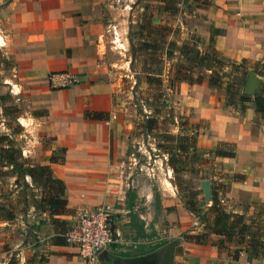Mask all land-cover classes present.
Listing matches in <instances>:
<instances>
[{
	"label": "crops",
	"instance_id": "1",
	"mask_svg": "<svg viewBox=\"0 0 264 264\" xmlns=\"http://www.w3.org/2000/svg\"><path fill=\"white\" fill-rule=\"evenodd\" d=\"M209 1L208 4L196 2L201 5L197 9H201L203 16L195 19L191 31L198 36L201 48L206 47L213 36V45L223 57L233 63L244 61L246 72L240 94L227 103L207 83L182 81L176 95L180 104L192 110L197 147L205 150L219 145L213 151L216 159L224 165V172L236 176L227 183L226 199L248 197L257 204H264V113L256 110L257 93L243 92L249 70H253L261 82L260 91L264 88L261 81L264 70L260 72L264 67V0ZM95 3L96 0H10L2 8L5 27L10 24L16 27L24 35L22 44L30 47L28 55L34 64L30 68L26 66L23 75L29 78L31 68L40 70V89L32 87V94L40 104V116L36 118L42 143L40 163L50 165L53 177L63 180L67 207L74 212L81 207L113 204L117 200L121 191L117 174L128 157L130 141L131 123L125 113L126 103L121 101L116 105L112 97L123 90L115 80L117 71L106 65L112 56L105 45V30H109L110 24L105 26L102 20H93L99 14ZM152 13L153 23L165 22L164 9H155ZM65 69L77 73L79 82L53 87L48 74ZM22 84V81L16 84L18 91L26 87ZM4 87L9 89L8 83H4ZM0 94H8V91H0ZM242 94L248 99L241 101ZM3 106L0 102V117ZM86 111L91 117L84 115ZM94 112L102 113V117L93 118ZM5 131L4 123L0 122V135ZM224 143L232 145L230 153L224 150ZM40 213V220L48 224V212ZM23 214L16 212L12 220L0 217V264L6 263L1 260L8 255L1 251L2 244L10 238L6 226L13 228L18 219L23 223ZM73 216L72 213L57 218L70 226ZM183 228L185 226L174 225L169 229V236L179 238L172 255L173 264H258L259 259L246 251L233 258L228 250L234 248L231 242L225 243L228 247L224 250H218L212 244L186 241L179 236ZM55 235L54 232L47 235L51 242L49 249L40 245V254L47 258L40 264H84L73 245L54 244ZM111 247L107 251L115 257Z\"/></svg>",
	"mask_w": 264,
	"mask_h": 264
},
{
	"label": "rangeland",
	"instance_id": "2",
	"mask_svg": "<svg viewBox=\"0 0 264 264\" xmlns=\"http://www.w3.org/2000/svg\"><path fill=\"white\" fill-rule=\"evenodd\" d=\"M9 1L0 0V91H8V94H0L4 97L0 102L4 104L3 107L16 106L18 117H4L2 114L0 122L6 128L2 134L12 135L22 156L35 165L40 163L42 143L40 124L36 120L40 116V104L32 94V87L40 89V70L31 68L30 77L24 76V69L34 63H31L28 55L30 47L22 44L24 35L11 24L5 27L2 8ZM95 4L99 14L93 20H102L105 26L110 24L109 30H105V45L112 56L111 62L106 65L117 71L115 80L123 90L119 95H112L114 104L121 101L126 103L125 113L131 123L128 157L117 174L121 191L113 203L111 227L115 241L111 253L115 257L149 253L176 244L178 236H169V229L174 225L185 226L179 235L183 238L188 231H203L216 215L210 209L214 207V197L226 211L242 213L245 221L254 215H264L263 204H257L248 197L226 199L227 183L236 176L224 172V165L216 159L213 151L219 145L205 150L197 147L192 110L180 104L176 95L178 86L170 81L174 66L178 63L190 69L189 74L194 78L201 73L191 60L194 55L191 49L201 48L191 42V37H198L191 30L195 19L203 16L201 9H197L201 5L194 0H96ZM160 8L164 9L163 24L169 26L170 30L167 35L159 37L160 45L154 48L143 38L146 30L141 29L140 24L148 15L151 19L152 11ZM6 38L10 40L7 43ZM147 38L155 42L156 37L151 35ZM168 46L173 49V55L169 58L164 54ZM226 63L223 72L232 71V75L216 76L214 80L219 82L211 88L230 103L240 94L242 86H238L240 82L236 80H243L245 72H242V68L234 72V67ZM19 81L23 82L22 87L26 86L22 91L17 90ZM261 81L263 84L264 77ZM4 83H8L9 89L6 90ZM203 83L208 85L207 81ZM228 84L231 89L226 88ZM12 89L17 94H12ZM147 117L156 119L154 127H145ZM222 145L228 153L233 148L228 143ZM6 169L1 170L0 198L6 202L9 200L16 212H24V221H14L13 228L6 226L10 238L2 244L1 251L8 255L3 256L1 262L7 263L12 258L15 264H40L47 259L40 254V245L44 244L49 249L51 242L47 235L53 232L63 233L61 236L64 238L68 222L57 218L59 221L52 223L49 218V223L37 230L35 226L40 221L42 211L39 206H44L40 203L42 187L34 184L28 176L6 175L3 172ZM204 180L209 186V199H206L201 186ZM132 215H136L143 226L140 234L131 225ZM9 228L13 232H9ZM210 237L214 241L219 240L213 234ZM221 246L228 247L225 243ZM255 258L259 259L258 264H264V255ZM99 262L102 263L101 259ZM171 263L173 259L167 261V264Z\"/></svg>",
	"mask_w": 264,
	"mask_h": 264
},
{
	"label": "trees",
	"instance_id": "3",
	"mask_svg": "<svg viewBox=\"0 0 264 264\" xmlns=\"http://www.w3.org/2000/svg\"><path fill=\"white\" fill-rule=\"evenodd\" d=\"M194 1L202 4H208L210 2L209 0ZM150 17L151 16L149 15L146 16L145 20L140 24V28L146 30L145 35H143L145 41L149 42V44H152L151 47L155 48L160 45L159 37L167 35L170 27L164 24H155L152 22V18L150 19ZM151 35L156 37L155 42H152L151 39L147 38ZM191 40L192 43L199 45V40H197L196 37H191ZM169 46L164 51L165 56L168 58L173 55V49ZM190 49L191 48H188V50ZM192 50V54L194 55L191 60L199 67L201 73L198 77L196 76L194 78L191 76V74H189L190 69H187L182 64L178 63L174 66L175 70L172 72L170 77V81L173 82L176 87L182 81L188 82L189 84H199L203 81H207L210 87H215L219 82L218 80H214L216 76L221 74L226 76L232 75V71L229 73L223 72L226 61L227 63H230H228L229 66L234 67V72L239 68L243 69V73L246 72L244 61L241 63L230 62L216 50L213 45V36L210 37L209 44L206 47L198 49L193 48L191 51ZM186 59L189 60L187 57ZM205 72L210 74L205 75ZM237 81L240 82L238 86H242V80L237 78L236 82ZM226 88L231 89L229 84L226 86ZM3 98V96H0V101L3 100ZM247 99L248 97L245 94H242L240 97L241 101ZM254 102L256 104V110L260 113H264V88L259 93L255 94ZM2 111L4 117H18V108L16 106H5L3 107ZM84 115L86 117H91V113L87 111L84 113ZM101 117L102 113H93V118L100 119ZM155 122V118L147 117L145 127H154ZM0 166L3 167L0 169V176L2 175L1 170L7 168L6 171H3L6 173V175H16L19 177L28 176L34 184L42 187L43 192L40 203L44 206L41 208L39 206V209L48 212L52 223H57L59 221L57 216L68 215L74 212L67 207V201L64 196L65 183L63 180L53 177L51 167L48 164L38 163L32 165L29 159H26L22 156L20 147L10 134L0 135ZM212 202L214 207H211L210 209L216 214L212 220V223L210 225H206L204 230L201 232L187 233L184 235V240L196 244H212L217 246L218 250H224L221 245L231 242L234 245V248L228 250L235 259L238 257L241 251H246L254 257L264 255V215H254L253 217L249 218V222H246L242 213L228 212L223 209V207L219 205L217 198H212ZM262 207L264 208V204ZM15 216L16 210H14L13 206L11 207L10 201H1L0 217L12 220L15 218ZM61 222L66 224L65 221ZM130 222L138 234L143 232V226L140 222V219L136 215H132ZM43 224H45L44 220L38 221L37 225L35 226L36 229L40 230V227ZM61 234L63 233H56L53 240L54 244H66L65 236L62 238ZM210 234L219 237V240H212ZM101 261L104 262L103 260ZM6 264H15V262L11 258Z\"/></svg>",
	"mask_w": 264,
	"mask_h": 264
},
{
	"label": "built area",
	"instance_id": "4",
	"mask_svg": "<svg viewBox=\"0 0 264 264\" xmlns=\"http://www.w3.org/2000/svg\"><path fill=\"white\" fill-rule=\"evenodd\" d=\"M48 79L55 88L70 86L80 80L77 73L68 69L51 72ZM22 153L25 154L24 149ZM113 206L104 203L76 210L74 221L64 236L66 242L77 249L84 264H99L101 252L108 250L115 241L111 227Z\"/></svg>",
	"mask_w": 264,
	"mask_h": 264
},
{
	"label": "water",
	"instance_id": "5",
	"mask_svg": "<svg viewBox=\"0 0 264 264\" xmlns=\"http://www.w3.org/2000/svg\"><path fill=\"white\" fill-rule=\"evenodd\" d=\"M261 82L257 79L256 73L249 70L243 92L245 94H255L260 91ZM201 186L205 192L206 199L210 197L209 186L206 181H202ZM175 244H169L166 248L155 250L146 254L136 255L131 257H112L107 250H103L100 254V259L103 264H167V261L172 260Z\"/></svg>",
	"mask_w": 264,
	"mask_h": 264
},
{
	"label": "flooded vegetation",
	"instance_id": "6",
	"mask_svg": "<svg viewBox=\"0 0 264 264\" xmlns=\"http://www.w3.org/2000/svg\"><path fill=\"white\" fill-rule=\"evenodd\" d=\"M109 264H111V261L109 262Z\"/></svg>",
	"mask_w": 264,
	"mask_h": 264
}]
</instances>
